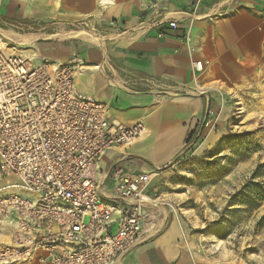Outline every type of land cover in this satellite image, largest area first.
<instances>
[{"label": "built area", "instance_id": "built-area-1", "mask_svg": "<svg viewBox=\"0 0 264 264\" xmlns=\"http://www.w3.org/2000/svg\"><path fill=\"white\" fill-rule=\"evenodd\" d=\"M202 1L192 0L193 10ZM6 40L0 36V176L12 181L0 188V232L10 234L0 240V264H113L165 223L149 193L155 170L118 162L97 177L100 156L136 141L144 124L112 118L104 101L78 90L73 61L34 62Z\"/></svg>", "mask_w": 264, "mask_h": 264}, {"label": "rangeland", "instance_id": "rangeland-1", "mask_svg": "<svg viewBox=\"0 0 264 264\" xmlns=\"http://www.w3.org/2000/svg\"><path fill=\"white\" fill-rule=\"evenodd\" d=\"M214 1L223 4L231 0ZM97 2L32 0L33 15L0 18V36L7 38V47L22 55L46 44L66 47L69 57L60 61H73L74 83L85 90L92 76L103 73V65L83 56L79 46L103 54V60L111 63L121 77L125 73L107 52L109 46L128 41V34L111 23L105 8ZM134 2L137 7L150 6V0H114V8L132 9ZM96 8L102 10L100 18L94 15ZM30 34L37 38L22 39ZM262 51V59L244 75L233 82L217 83L208 91L173 89L152 79L146 87L151 91L146 94L150 101L146 116L178 96H196L203 101L202 114L189 131L195 129V134L188 142L185 140L169 162L155 170L149 190L166 216L156 236L177 221L185 264H264V67H259L264 64V48ZM92 65L100 69H92ZM103 75L108 81L115 73L104 66ZM110 87L123 90L118 83ZM193 118V114L184 115L178 122L186 126ZM11 181L10 177L0 176V188Z\"/></svg>", "mask_w": 264, "mask_h": 264}, {"label": "crops", "instance_id": "crops-1", "mask_svg": "<svg viewBox=\"0 0 264 264\" xmlns=\"http://www.w3.org/2000/svg\"><path fill=\"white\" fill-rule=\"evenodd\" d=\"M31 2L0 0V18L10 20L33 15L35 8ZM191 2L150 0L149 8L137 7V2H134L132 9L131 6L114 8V0L110 5H102L111 23L117 29H123L129 37L123 44L109 46L107 52L124 67L125 70L119 68L125 72L122 77L111 63L103 60V54L78 47L86 58L101 62L103 70L100 73H103L92 76L91 84L85 90L75 85L76 88L92 92L104 101L112 118L125 123L141 119L148 131L130 145L114 146L105 151L97 163V177L102 178L103 173L118 162L134 172L160 168L184 144L202 114L203 101L200 97L178 96L156 108L153 115L148 113L146 116V112H150L149 95L146 94L151 91L140 84L141 78H149L156 83L163 81L173 89L193 87L208 91L216 88L217 83L237 80L262 59L264 0H231L223 4L203 0L196 10H193ZM216 10L221 13L214 14ZM101 12L96 8L94 15L100 18ZM171 20L176 22L175 28L168 25ZM32 51L23 55L27 59L34 58V62L44 56L57 60L69 57L66 47L60 44H46L44 48ZM196 61L203 63L202 71L193 68L192 64ZM98 65H92V69ZM104 66L115 73L113 79L108 80L111 84L103 78ZM262 66L264 64L260 63L259 67ZM116 83L123 90L110 87ZM191 114L194 118L188 125L179 124V117ZM165 117H170V120ZM162 232L158 237L139 242L120 263L115 264H185L186 253L178 242L177 221ZM9 237V233L0 232V240L8 241ZM26 264L41 263L31 260Z\"/></svg>", "mask_w": 264, "mask_h": 264}, {"label": "bare ground", "instance_id": "bare-ground-1", "mask_svg": "<svg viewBox=\"0 0 264 264\" xmlns=\"http://www.w3.org/2000/svg\"><path fill=\"white\" fill-rule=\"evenodd\" d=\"M98 2L97 3H99L100 5H110V4H112L113 3V0H97ZM8 35V34H7ZM11 35H13V34H11ZM11 35H9V36H11ZM37 37H35V35H25L24 37H22V39L24 40V41H33L34 39H36ZM98 39V38H97ZM20 42H23V41H20ZM98 43H100V42H98ZM101 44V43H100ZM5 45H6V43H5ZM9 49L11 50V51H13L12 50V48L11 47H9ZM34 53L35 52H33L32 51V55H34ZM18 54H20V53H18ZM20 55H22V54H20ZM23 56V55H22ZM31 56V55H30ZM24 57V56H23ZM27 59V58H26ZM29 60V59H28ZM60 61V60H59ZM81 61V60H80ZM62 62V61H61ZM81 67V66H80ZM79 67V68H80ZM94 68H99L100 69V67L99 66H95ZM111 81V80H110ZM107 82H109V81H107ZM110 84H111V82H109ZM109 83H107V84H109ZM199 89H201V87H198ZM143 132H144V130L142 131V133H141V135L137 138V139H139V138H142L143 137Z\"/></svg>", "mask_w": 264, "mask_h": 264}, {"label": "trees", "instance_id": "trees-1", "mask_svg": "<svg viewBox=\"0 0 264 264\" xmlns=\"http://www.w3.org/2000/svg\"><path fill=\"white\" fill-rule=\"evenodd\" d=\"M194 134H195V129L192 130V131L189 133V135H188V137H187V139H186V142H188V141L193 137Z\"/></svg>", "mask_w": 264, "mask_h": 264}]
</instances>
